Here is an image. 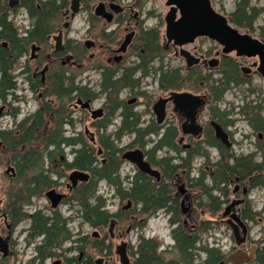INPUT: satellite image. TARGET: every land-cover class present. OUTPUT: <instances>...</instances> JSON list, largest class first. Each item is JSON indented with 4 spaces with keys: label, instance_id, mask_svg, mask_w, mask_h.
<instances>
[{
    "label": "flooded vegetation",
    "instance_id": "af4514ba",
    "mask_svg": "<svg viewBox=\"0 0 264 264\" xmlns=\"http://www.w3.org/2000/svg\"><path fill=\"white\" fill-rule=\"evenodd\" d=\"M45 1L46 0H35V6L38 11H41V3ZM72 1L73 0L69 1V5L65 10L61 9L59 11L60 18L56 21L55 31L50 35H47L45 39H43L44 41L40 44L37 42H28L30 36L33 35V32L37 25V18L36 15H34V13L32 14L30 9L27 7L29 5L27 3V0H0V5L5 8L4 15H7L8 22L13 24V27L17 34V38L22 41L25 40L27 43V51L19 59L18 63V67H20L21 61H23V68H21L19 74H16L17 69L14 72V76L16 77V88L9 91L6 102L0 97V125L5 118H9L12 121L13 127L11 129H2L0 127V132H10L16 130L18 125H20L23 121H25L32 115H35L39 110L44 109L45 103L54 102V98L56 97H45L47 91L46 87L49 81V77L52 74L57 72V74L54 76L58 77V79L61 77V68L67 70L66 77L74 79L76 86L86 87L90 89V91L98 95L94 100H84L82 98H77L69 104L71 116L67 117L65 121V137L78 136V134L73 133V129L76 126L74 117L75 113H77L78 111L84 112L90 117L92 126L102 125L104 122H106L105 120L108 117L109 112L108 94H101V86L104 76L108 77L110 75H114L115 80H120L124 76L126 71H131L141 63L140 57L137 54V50L139 48L138 38L140 37L142 32L155 28H159L161 31V29L164 27V35L162 36V34H160V43L163 50L165 51V54L173 51L176 56H180L179 54L182 49L186 50V46L194 44L198 39H208L210 41L216 42L222 48L221 53L219 52L215 56L211 55L210 53L198 51H195L193 54L189 50H186L190 52L192 56L199 59L200 63L193 67H188L185 60L186 67L184 69L174 68L173 66H171L170 62L166 64V55L163 58L164 62H161V60L157 58L156 60L151 62L150 75L143 78L141 72L138 71L135 74V79H141V84L134 93L131 92L130 88H124L119 94L120 100L122 102H125L128 106H133L134 108L140 104V100H144V104L146 106L145 112L151 113V121H149L147 126H149L154 121L157 126L165 127L170 131V135L174 138V143L177 145L178 149L169 147H165L162 149H166L170 153L169 155L159 156L162 153V150H159L156 154L150 156L149 153L154 149L155 144L158 143L157 141L154 142V144L150 141L145 148H141L139 146L131 147V142V144L122 147L121 153L122 160V156L126 152L137 150L142 151L145 161L151 166L154 171H157L159 173L158 177L152 176L148 173L140 171V169L134 165L137 169L134 178L139 182L138 186L140 187L141 197H143L145 189H148V187L154 190L162 185L167 186L168 188H172V197L176 200V205L174 208L163 209L161 211H164L167 214L168 226L171 227L168 238L172 240L173 245H165L164 241L158 237L156 238L153 236L151 238H148L144 235V230L150 236L154 234L152 233V229L154 228V226L152 225V219H154L159 212L156 215H151V217L149 216L150 218L148 216L145 217L143 213L144 203L142 201L137 205V211L135 215L130 216L128 226L126 225L121 229L120 222L112 219L111 223H109L106 229V233H101L100 230H95L90 222H85V220H83V224L89 226L93 232L89 234L88 232L86 233L82 230V232L80 231L77 239H73L72 236L71 240L66 241L64 244L61 240L58 239H56V241L48 242L46 235H35V232L33 230V221L31 218L33 214L41 212L46 217H52L53 213L60 214L59 208L65 203H76L73 201L75 192L80 187L89 184L92 180V174L90 172L81 171L87 174L88 178L86 181H78L76 185H74L71 176L75 171L79 170L66 171L65 173L63 172V177H58L57 173L60 166H62L65 162H72L75 158V153L72 152L73 147L66 146L64 147V155L60 157V163L57 160H53L51 164L52 170L50 169V171L52 172L53 180L55 181V187L53 188V190L56 191V193H58L59 195L63 196V199L57 208H53L51 201L46 196L47 193L44 195V197L47 198L50 202V207H47V209L49 210V214L44 213L42 209L38 210L36 206L35 210H31L33 208L34 202L32 204L23 203L21 204V206L16 207L17 204L13 200L14 188L12 181L17 177V170L14 165L8 164L7 169L10 166H13L15 172L7 173L6 169L4 176L9 179V184H7L6 188L1 187L0 185V264H16V262L17 264H25V262H22V260L20 259V256L25 257V255L30 256L31 259L27 264H113L114 261L118 264H140V257L142 255L140 245L142 244L143 239H157L161 241L162 244L158 250V253L163 259L162 264H170L169 262L173 258V246L175 245V241L172 238V231L180 227L181 225L188 230H198V227L201 223L200 218L204 215L203 211L201 212V214H199L197 210L200 196L196 194V191H201L197 190L194 184L202 178L203 172L207 174L205 175L204 182L206 183V181L209 179L211 180L212 184V175L211 173L208 174L209 170L208 172L206 170V168H208V165H206V159L203 171L200 168L196 176H194L195 174H193L194 169H186L182 173H171V170L168 171L166 169H163V167L156 165V162L161 159L168 158L173 164L178 165L181 162V158H187L190 153L195 152V150L201 146L204 148V150H206V148H213L218 151L217 148L210 147L205 142L208 128H211V132H213L215 138L217 139L215 127L213 124H218L221 129L228 135L230 147L224 145L219 140L227 149H232L234 142L231 133H228L224 126L214 120L210 115L209 108L211 105V99L206 91H195L188 88L175 90L162 89L159 82L160 71L158 72V74H156L155 71L162 67L163 70H178L181 73H183L182 71H184L183 76H185L192 70H198L207 74H211L214 70L217 71L220 69V65L222 63L220 59L221 56L230 58L231 54H235L236 59L253 60L252 64L248 67H244L243 65L239 66L238 62L233 61V59L231 60L238 66L240 74L242 73L246 77H251L253 75L264 79V55L261 52V48H258V50H256L254 53H244L243 51H240L239 43H243L246 46L248 45V41L246 40H237L230 42L229 44H224L208 35L201 34L197 35L194 39V42L192 43H188L183 46L177 45L175 38H173L172 40H170L169 38V28L166 22V18L169 12L173 8H176L177 17L175 22H180L183 19V13L181 8L176 3L171 4L169 0H162L169 8V12L164 18V24H162V22L161 24H158L157 26H154L152 28L145 27L146 17L155 15V12H149L147 13V16H143L142 10L138 7L139 0H135V2H132L130 4H125L124 2H122V0H80L79 12L75 15V17H72ZM211 9L216 15L227 19L229 28L236 33L238 38L247 37L250 40L257 41L264 49V38L260 36V33L259 37H254L251 34L255 32L256 25H254V30L245 29L246 32H243V28H240L238 25L233 24L230 17H227L224 14L216 11L212 4ZM20 13H24L25 15L23 14L24 16H21ZM80 17H82L81 20L83 26H85L84 36L81 37L80 40L71 37L69 38V34L67 36V33L72 28L74 22ZM16 21H19L22 24L25 23L27 27L19 28L14 24ZM1 32L2 28H0V34ZM60 33H62L63 35L64 49L58 51L56 49V38L60 35ZM6 36H8V33L6 34ZM128 36H132L131 43L125 49H122ZM161 37H163V41L166 44H162ZM46 42L48 46H46ZM9 43L5 41L0 35L1 47H8ZM141 53H144V50H141ZM132 58H136V60L130 63L129 60ZM215 60L218 62V65L212 67L211 62ZM54 69H56L57 71L54 72ZM44 70H46L45 73H43ZM51 71L53 73H51ZM85 72L87 73L86 76H88L89 79H92V76H90L91 73H95V75L98 76V78L100 79L99 90H96L93 85L78 82V77H81V75ZM19 75L24 76L23 83L27 85V89L25 88L24 91H26L27 93L30 92L32 95H36V100L39 104L37 110L34 113L28 114V116L24 118L21 115V109L22 105L25 107L27 100L23 94L21 95L19 93V91L21 90L20 84L18 83ZM1 76L2 75L0 71V80ZM150 77L155 78L157 82V91L160 93L159 96H151L148 95L147 92L141 91L143 81ZM127 90L130 92L131 96L133 95L135 97L125 99L121 98L122 93ZM184 93H189L193 96L201 97L204 100V104L195 111L194 117L195 125L200 127L202 130L199 135H194V130L191 127L192 119L188 115L189 111L192 110L189 108L186 112H184L176 108L173 95ZM101 95L105 96L103 102H101L99 106L96 107V104H98L100 101ZM79 100H82L83 103L89 102L91 109H83L80 105H78ZM163 100L166 101V119L160 125L158 123L157 116L154 113V106ZM15 110H18L19 112L17 115H14ZM96 110L103 111L101 117L93 118L92 112ZM121 110L123 111V109ZM206 110H208V112ZM261 110L262 113H264V106H262ZM136 112L142 115L141 126H143L144 113L138 111ZM115 117L120 118V124L118 122L119 126L116 127L118 129L122 123L120 112H118ZM115 117L112 120V123L115 120ZM205 118L207 119L206 121H204ZM184 126L186 133L183 129ZM68 129L71 130V133L67 135L66 133ZM164 132L165 130L162 131V134L159 138L163 136ZM253 132L256 133L254 130ZM85 134L86 136L90 135V131L86 129ZM91 134L93 136V139L95 137L94 133ZM258 138L263 139L264 133L259 134ZM151 144L153 145L150 146ZM66 149H69L70 151L69 154L71 155V160L68 159L69 154L65 152ZM1 153H6V148L4 147L3 141L0 139V154ZM99 154L101 155V152ZM221 158L222 157L220 155V159L217 162H219ZM255 159L257 160V157H255ZM122 162L124 161L122 160ZM104 163L105 160H103V164ZM103 181H100L99 184ZM105 182L107 183V181ZM252 190L253 189H251L249 182H238L237 184H235L232 195L230 194L229 197L225 199L226 202L224 204V209L222 210L223 213L221 217L217 218L220 220H215L217 223L223 222V224H226L230 227V229L232 230L234 241L236 243V246H233V248H231L229 252H223L221 248H218L226 256V258L221 260L219 264H264V262H262L260 258L262 257L261 253L264 249L263 245L250 238V224L252 221L248 216L250 214L249 208H251L252 204L250 206L248 198ZM230 196H232L233 199H231ZM119 199L121 203L124 202L121 200V198ZM147 199L149 200L148 197ZM144 202H146L145 199ZM238 202L240 203L238 204ZM232 205L234 206L231 207ZM133 207V201L128 200V204L126 206H121V208L119 207L118 210L113 214L119 213L121 211H132ZM229 207H231L230 210L228 209ZM16 208L20 209L18 210ZM21 213L23 215H21ZM259 215L257 213V216ZM234 217L239 220L237 221ZM147 218L149 219L147 220ZM90 219H92L91 216ZM66 220L68 228L69 219ZM172 221H175L176 224L172 225ZM191 222H194L193 226H191ZM25 223H29L27 229H20L21 225ZM143 223H146V225L144 226V228L139 229L138 226ZM241 224H244L246 229ZM134 226L136 227L134 228ZM136 229L141 230V233L138 235L135 245L129 241H122L120 245H117L116 247L114 246L113 241L116 237L117 231L121 235H124L125 231V235L128 236L133 230ZM96 233H98L97 236ZM21 234H25V238H21ZM94 239H98L99 241L103 240V250L91 252L89 249L80 250L78 248L79 240H87L89 242H92ZM238 240H244V242L239 245ZM68 243L70 245H68V247H64V245H67ZM123 244H126L125 254L127 258L125 263L122 262L121 255L119 254V249ZM48 251L50 252V254H52L51 256L47 255ZM238 251L242 252L243 255H241V257H235V260L237 262L230 261V256L237 253ZM206 259L207 255H205L204 260Z\"/></svg>",
    "mask_w": 264,
    "mask_h": 264
},
{
    "label": "trees",
    "instance_id": "16d2710c",
    "mask_svg": "<svg viewBox=\"0 0 264 264\" xmlns=\"http://www.w3.org/2000/svg\"><path fill=\"white\" fill-rule=\"evenodd\" d=\"M69 1L46 0L41 3V11H38L35 0H27L29 4L27 7L37 18V25L33 35L28 40L29 43L37 42L41 44L47 35L55 31L56 21L60 18L59 11L61 9L65 10L69 5ZM4 10L5 8L0 5V28H2L0 35L5 41L10 42L8 47L0 46V71L2 75L0 97L6 102L9 91L16 88L14 72L19 66V59L27 51V43L25 40L22 41L17 38L13 24L8 22ZM258 17L259 11L251 7L250 0H241L236 10L230 14L231 22L246 30H254ZM7 33L8 36H6ZM259 33L264 38V26L260 27ZM160 34L159 28L142 32L138 38L139 48L137 50L141 63L131 71H126L120 80H115L114 75L104 76L101 94H108L109 112L106 122L102 125L93 126L98 129V140H96V137L92 139L93 136L90 134V143L86 136L81 133L77 137H65V121L67 117L71 116L69 104L77 98L94 100L98 95L86 87L76 86L74 79L66 77L67 70L64 68H61L59 79L54 76L57 72L49 77L46 87L45 97H56L54 102L45 103L44 109L27 118L18 125L16 130L0 132V139L4 143L6 152L15 153L11 161H0V167H5L8 164L16 167L17 177L12 181L14 188L13 200L17 204L16 207L21 206L23 203L32 204L34 199L44 197L46 193L55 187V181L50 171V169L52 170L51 164L53 160L60 163V157L64 155V147L66 146L73 147L72 152L75 153V158L72 162H65L60 166L57 175L61 178L66 171L71 170L86 171L92 174L91 182L75 192L73 201L79 207L85 222H90L95 230L106 233L112 219L120 222V229L126 225L128 226L130 216L135 215L137 205L141 201L144 203L143 213L145 217H151V215H156L163 209L175 207L176 200L172 197L171 187L168 188L162 185L157 189L155 188L156 190L148 187V189H145L143 197H141L139 182L134 178L131 182V188L128 190L123 188V182L120 179V170L124 163L121 160L122 148L117 147V143L121 142L126 135H132L135 137L131 147L145 148L151 141L150 137L152 135L160 137L162 131L165 130L149 155L152 156L165 147L177 148L168 129L157 126L154 121L147 127L141 126L142 115L137 113L133 106H128L125 102H122L119 97L124 88H130L131 92L134 93L140 87L141 79H135V74L138 71L145 78L150 75L151 62L157 58L164 62L163 58L166 54L160 43ZM46 46H48L47 42ZM141 50H144V53H141ZM55 71L57 70L54 69ZM159 71V82L162 89L205 90L211 99L209 109L213 119L222 124L225 129L234 124L233 121L228 120L232 112H222L218 105L223 102L227 91L231 89L232 85L238 86L245 83L235 63L227 61L226 65L221 67L219 71L220 78L218 79H213L212 75H207L206 78L198 70H192L185 76L178 70H163L160 67L155 73L158 74ZM51 73L53 72L51 71ZM257 109L259 112H255V116H260L262 110L260 107ZM118 112L122 117L121 126L109 136L100 134L101 130L107 131ZM248 112V105L240 106V114L247 119L252 129L256 133H264V118L255 120L257 121V124H255ZM18 113V110H15L14 115ZM205 142L208 146L218 149L222 157L219 162L212 164L209 152L204 150L202 146L196 149L195 152L190 153L187 158H181L178 165L173 164L168 158L156 162V165L168 171L171 170V173H182L186 169H193V163L198 156L206 159V165H212L210 171L212 175L211 186L206 185L204 182L205 175H207L205 172H203L202 178L194 184L205 199L200 204L201 212L203 211L205 216L210 215L211 220H201L198 230H188L181 225L172 231L175 245L173 246V258L169 262L170 264H195L197 257H199L198 251L207 255V259L203 260L201 264H219L226 256L218 248L199 247L201 232L210 231L215 224H218L215 219L224 209L225 199L230 195L229 189L231 186L238 182H249L253 190L264 187L263 143H259V150L263 152V161L258 162L254 154L235 156L230 149H227L215 138L211 128L207 130ZM96 145L98 147H95ZM103 160H105L104 164ZM201 170L203 171V168ZM103 180L115 189V195L121 198L122 201H133L134 208L132 211H121L113 214L105 209L106 200L97 195L99 182ZM8 181L9 179H7ZM144 199L146 202H144ZM16 209L19 210L20 208ZM249 209L250 214L248 217L251 221H254L256 214L252 212L251 208ZM21 215L23 214L21 213ZM90 216L92 219H90ZM52 217H46L41 212L31 216L35 235H46L48 242L58 239L64 244L66 241L71 240L72 235L67 228V220L59 213H53ZM171 224L174 225L176 222L172 221ZM145 225L146 223L140 224L138 228L142 229ZM78 243L80 250L89 249L91 252H97L104 248L103 240L99 241L98 239H94L92 242L79 240ZM161 244L162 242L157 239H143L140 245L142 250L140 264H162L163 259L158 253ZM47 255L51 256L52 254L48 251ZM261 256L260 258L264 262V249Z\"/></svg>",
    "mask_w": 264,
    "mask_h": 264
},
{
    "label": "rangeland",
    "instance_id": "374dc122",
    "mask_svg": "<svg viewBox=\"0 0 264 264\" xmlns=\"http://www.w3.org/2000/svg\"><path fill=\"white\" fill-rule=\"evenodd\" d=\"M240 1L241 0H210L214 9L224 14L227 17H230V14L236 10ZM122 2H124L125 4H130L132 2H135V0H122ZM250 5L251 7L256 8L259 11V17L255 23L256 25L255 32L251 33L254 37H259L258 29L264 26V0H250ZM138 7L139 9L142 10L143 16H147V13L149 12H155V15H150L149 17L148 16L146 17V24H145L146 28H152L154 26H157L158 24H161L162 22H163L162 24H164V18L169 12V8L166 6V3L162 0H139ZM20 14L21 16L25 15L24 13H20ZM81 18L82 17L78 18L74 22L72 28L67 33V36L69 34V38L71 37V38H76L80 40L81 37L84 36L85 26H83ZM14 24L18 26L19 28L27 27L25 23L22 24L19 21H16ZM242 30L243 32H246L245 29H242ZM161 34L162 36L164 35V27L161 29ZM161 38H162L161 39L162 44H166L163 41V37ZM185 49L189 50L193 54L195 51H198V52L210 53L213 56H215L219 52L221 53V50H222V48L216 42L210 41L208 39H198L194 44L186 46ZM165 58H166L165 63L167 64L168 62H170L171 66H173L174 68L184 69L186 67L185 59L182 58L181 56H176V54L173 51L168 52ZM220 59L222 62L220 65V69L222 66L226 65L227 61L232 62L231 61L232 59L233 61L238 62L239 66L243 65L244 67L250 66L253 62L252 59H249V60L248 59H236L235 54H231L230 58L228 57L225 58L221 56ZM135 60L136 58H132L129 60V62L132 63ZM21 64H20V67L17 68L16 74H19L21 71V68H23V61H21ZM220 69L217 71L214 70L211 74L202 72L203 73L202 75L206 76V78H207V75H210V76L212 75L211 77L213 79H218L220 78V74H219ZM182 72H183L182 74H184V71ZM86 74L87 73L85 72L84 74L81 75V77H78V82L93 85V87L96 90H99L100 79L98 78V76L95 75V73H91L90 76H92V79H89L88 76H86ZM241 78L245 81V83L238 85V86L232 85L231 89L227 91L223 102L219 103L218 108L222 112H232L230 116L228 117V120L233 121L234 124L226 128V130L228 131V133L229 132L231 133V136L233 138L234 145L232 149H230L233 152V154L237 157L254 154L257 157L258 162H262L263 152L259 150V143L264 144V138L259 139L258 136L259 134H263V133L256 134L253 132V129L251 128L250 123L247 121V119H245V117L243 118V116L240 114L239 108L240 106L248 105L249 116L252 122L255 124H257V121L255 120H261L262 118H264V113H262L260 116L259 115L255 116V112H259L257 108L258 107L262 108V106H264V79L259 78L257 76H253V75L251 77H246L242 73H241ZM18 79H19L18 83L20 84V88H21L19 93L21 95L23 94L27 100L25 107L21 104L22 105L21 115L24 118L28 116V114L34 113L37 110L39 104L36 100V95H32L30 92L27 93L26 91H24L25 88L27 89V85L23 83L24 76L19 75ZM157 86L158 85H157L155 78L150 77L143 81L141 91L147 92V94L151 96L153 95L159 96L160 93L157 91ZM198 91L203 92L205 90L200 89ZM104 97L105 96L103 95L100 96V101L98 104H96V107H98L99 104L103 102ZM134 97L135 96L133 95L131 96L130 92L127 90L122 93L121 98L125 99V98H134ZM145 107L146 106L144 104V100H140V104L135 107V111L144 113L143 114V120H144L143 127H146L149 121H151V113H146ZM206 111L208 112V110ZM74 119L76 121L75 122L76 126L73 129L74 134L81 133L84 136H86L85 134L86 129H88L90 131V134L94 133L96 140H98V135H99L98 129L91 125L92 124L91 119L86 113L78 111L77 113H75ZM206 120L207 119L205 118L204 121ZM118 122L120 124V118L115 117V120L110 125L109 129L107 131L101 130L100 134L109 136L110 134L116 131L117 129L116 127L119 126ZM0 127L2 129H11L13 127L11 119L5 118L1 122ZM70 133H71V130L68 129L66 134L68 135ZM86 138L90 142V135L86 136ZM133 138L134 137L132 135H126L121 140V142L117 143V147L122 148L124 146H127L128 144H131ZM159 139L160 138L157 136H152L151 142L154 144V142L158 141ZM153 144H151L150 146H152ZM95 147H98V145H96ZM206 150L209 152L211 163H216L220 159V155L216 149L206 148ZM65 152L68 154L70 153L69 149H66ZM14 154H15L14 152L1 153L0 161L2 160H5L3 162H7L6 160L11 161L12 158L14 157ZM169 154L170 153L166 149H164L162 150V153L159 156H166ZM68 159L71 160L70 154L68 155ZM204 164H205L204 157L196 158L193 164V169H194L193 174H195L194 176L197 175L200 168L205 167ZM7 166L8 165H6L5 167H0V178H1L0 185L1 187H4V188H6L7 183H8L7 177L4 176ZM206 170L207 172L209 170L208 174H210L211 173L210 171L212 170V165H209L208 168H206ZM136 172H137V169L133 164L129 162H124L122 164V167L120 170V179L123 182L124 189L128 190L129 188H131V182L134 179L133 177L135 176ZM206 185L211 186V180L208 179L206 181ZM107 190H110V194H114L115 192L114 188L110 187L105 181H103L99 184L97 195L102 196L106 200V210L108 212L114 213L118 210L119 207L121 208V206H126L128 204V200L121 203L120 199L117 196L116 197L113 196L112 199H110L106 193ZM233 190H234V186H231L229 189V192H230L229 194L232 195ZM196 194L200 196L199 205H198L197 210H198V213L201 214L200 212L202 209H201L200 203H203L205 199L204 197H202L199 191L198 192L196 191ZM230 198L233 199L232 196H230ZM248 201L250 202V205L252 204L251 208H252L253 213L256 214L255 220L252 221L250 224V230H251L250 238L252 240H255L256 242H259L264 247V187L252 190L251 194L249 195ZM33 202H34V205L31 210H35L37 207L38 210L42 209L44 213L49 214L48 212L49 210L47 209V207H50V202L48 201L47 198L42 197L39 199H34ZM59 212L63 216V218L69 219L68 230L72 234L73 239H77L78 235L80 234V231L82 232V230L86 233L88 232L89 234L93 232L89 226L82 223L81 212H80L79 207L76 205V203L70 202V204L69 203L63 204L59 208ZM222 213H220V215L217 216V218L221 217ZM257 213L258 215L260 213V215L257 216ZM152 220H153L152 225L154 226V228L152 229L153 230L152 233L154 234L150 236L144 230V235L148 238H151L153 236L156 238L158 237L164 241L165 245L166 244L173 245L172 240L168 238L169 237L168 234L170 233L171 227L168 226L167 214L164 211H160L156 215V217ZM201 220L202 221L211 220V217L210 215H206V216L203 215L200 218V221ZM217 220H220V219H217ZM190 224L191 226H193L194 222H191ZM28 226H29V223L22 224L20 229H27ZM150 226H151V223H150ZM140 231L141 230L139 229L133 230L128 236L125 235V231H124V235L119 234V232L117 231L116 237L113 241L114 246L116 247L117 245H120L122 241H129L135 245L137 241V237L141 233ZM200 236H201V241L199 243V247L208 246L209 248L211 247L221 248L223 252H229V250H231L233 246H236V243L233 238L232 230L230 229L228 225L223 224V222L222 223L219 222L218 224H215L213 229H211L210 231L201 232ZM20 237L25 238V234H21ZM68 245L70 244L68 243L67 245H64V247H68ZM198 252L199 253L197 254L199 257H197L195 264H201L202 261L205 259V254L201 251H198ZM20 259L22 260V262L23 261L26 262V260H28V256L27 255H25V257L20 256ZM113 264H118V263L114 261Z\"/></svg>",
    "mask_w": 264,
    "mask_h": 264
},
{
    "label": "water",
    "instance_id": "95a60500",
    "mask_svg": "<svg viewBox=\"0 0 264 264\" xmlns=\"http://www.w3.org/2000/svg\"><path fill=\"white\" fill-rule=\"evenodd\" d=\"M169 1L171 2V4L176 3L181 8L183 13V19L180 22H175L177 17L176 8H173L169 12L166 18V22L169 28L168 31L169 38L170 40L175 38L177 45L183 46L185 44L192 43L194 42L195 37L201 34V35H208L213 39H217L224 44H229L230 42L237 40H246L248 41V45L246 46L243 43H239L240 51H243L244 53H254L256 50H258V48H261V52L264 55V49L261 46V44H259L257 41L250 40L247 37L246 38L237 37L236 33L229 28L227 19L216 15L212 11L210 0H169ZM71 4H72L71 6L72 17H75V15L79 12L80 0H73ZM131 39L132 36L127 37L122 49H125L131 43ZM56 42H57L56 49L58 51L63 50L64 46H63L62 33H60V35L56 38ZM179 55L186 60L188 67H193L200 63L199 59L192 56L190 52L186 50L182 49ZM213 62H211L212 67L218 65V62L216 60ZM45 72L46 70H44L43 73ZM173 99L175 100L177 109L182 110L184 112H186L189 108L192 110L189 111V115H188L192 119L191 127L194 130V133L193 130L192 133L194 135H199L202 132V130L200 127L195 125L194 117H195V111L204 104V100L201 97H196L189 93L174 94ZM78 105H80L83 109H89V110L91 109L89 102L83 103L82 100H79ZM165 105H166V101L163 100L154 106V113L157 116V120L160 125L166 119ZM92 114H93V118H99L102 116L103 111L96 110L93 111ZM213 125L215 127L217 139L220 140L224 145L230 147L228 135L221 129V127L218 124H213ZM185 126L183 127V129L184 132L186 133ZM122 160L132 163L133 165L137 166L140 169V171L144 173H148L156 177H158L159 175V173L157 171H154L151 168V166L145 161L144 154L140 150L126 152L122 156ZM6 172L14 173L15 169L13 166H10ZM71 178L73 184L76 185L78 181H86L88 176L87 174L81 171H75L72 174ZM46 195L48 199L51 201L53 208H57L63 199V196L59 195L54 190L49 191ZM239 203L240 202H238V204ZM234 205H232L231 207H233ZM231 207H229L228 209L230 210ZM234 218L237 221L239 220L236 217ZM241 225L246 229L244 224ZM97 234L98 233H96V236ZM243 242L244 240H238L239 245L242 244ZM125 248H126V244H123L119 249V254L121 255L123 263L126 262V258H127L125 254ZM241 255H243V253L238 251L237 253L231 255L229 260L237 262L235 260V257H241Z\"/></svg>",
    "mask_w": 264,
    "mask_h": 264
},
{
    "label": "bare ground",
    "instance_id": "6f19581e",
    "mask_svg": "<svg viewBox=\"0 0 264 264\" xmlns=\"http://www.w3.org/2000/svg\"><path fill=\"white\" fill-rule=\"evenodd\" d=\"M24 28V27H23Z\"/></svg>",
    "mask_w": 264,
    "mask_h": 264
}]
</instances>
